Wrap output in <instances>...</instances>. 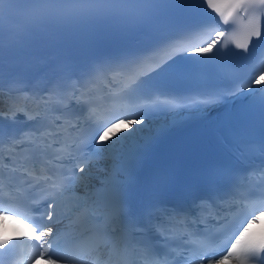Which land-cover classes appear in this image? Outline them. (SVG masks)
<instances>
[{
    "label": "snow or ice",
    "instance_id": "snow-or-ice-1",
    "mask_svg": "<svg viewBox=\"0 0 264 264\" xmlns=\"http://www.w3.org/2000/svg\"><path fill=\"white\" fill-rule=\"evenodd\" d=\"M109 43L120 50L102 53ZM41 48L57 79L29 96L16 76L5 103L11 62ZM240 61L254 69L246 80ZM236 100L210 126L232 131L250 173L146 170L172 127ZM4 152L20 181L0 177V216L27 220L31 233L0 239V264H264V230H254L264 221V0H0ZM18 152L27 153L19 166ZM94 167L98 186L86 182ZM77 186L83 195H72Z\"/></svg>",
    "mask_w": 264,
    "mask_h": 264
},
{
    "label": "bare ground",
    "instance_id": "bare-ground-1",
    "mask_svg": "<svg viewBox=\"0 0 264 264\" xmlns=\"http://www.w3.org/2000/svg\"><path fill=\"white\" fill-rule=\"evenodd\" d=\"M117 132H120V131H117Z\"/></svg>",
    "mask_w": 264,
    "mask_h": 264
}]
</instances>
